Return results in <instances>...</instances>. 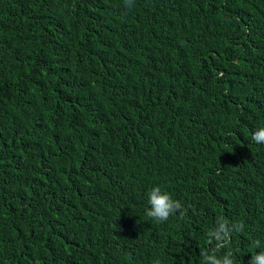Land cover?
Segmentation results:
<instances>
[{
  "label": "trees",
  "instance_id": "trees-1",
  "mask_svg": "<svg viewBox=\"0 0 264 264\" xmlns=\"http://www.w3.org/2000/svg\"><path fill=\"white\" fill-rule=\"evenodd\" d=\"M260 127L264 0H0V264H248Z\"/></svg>",
  "mask_w": 264,
  "mask_h": 264
},
{
  "label": "clouds",
  "instance_id": "clouds-1",
  "mask_svg": "<svg viewBox=\"0 0 264 264\" xmlns=\"http://www.w3.org/2000/svg\"><path fill=\"white\" fill-rule=\"evenodd\" d=\"M133 0H125V6L131 7ZM251 139L256 144H264V127H260L251 134ZM149 210L146 211V216L155 220L157 223H163L168 221L169 217L174 213H177L181 205L178 201L172 199V197L163 192L159 187L153 188L148 193ZM239 226H229L228 221L219 220L216 227L209 231L208 242L209 244L215 242V248L211 253L207 250L201 253L203 257V264H240V261L235 259V256L231 253H225L223 256H217L216 249L226 247L231 240L233 231L238 230ZM255 248H261V242L256 240L253 244ZM159 264V261H156ZM248 264H264V250L253 254Z\"/></svg>",
  "mask_w": 264,
  "mask_h": 264
}]
</instances>
